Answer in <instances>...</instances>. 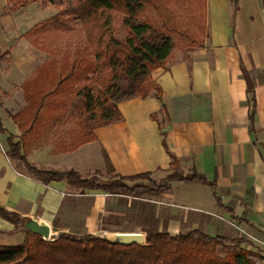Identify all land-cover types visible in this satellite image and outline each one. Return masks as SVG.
I'll return each mask as SVG.
<instances>
[{"label": "crops", "instance_id": "obj_1", "mask_svg": "<svg viewBox=\"0 0 264 264\" xmlns=\"http://www.w3.org/2000/svg\"><path fill=\"white\" fill-rule=\"evenodd\" d=\"M243 72L253 85L252 119ZM151 77L161 88L160 98L122 99L117 103L122 118L97 127L96 140L70 152L35 145L27 160L47 170L72 168L83 175L148 171L159 180L171 172L175 156L182 173L194 168L208 183L170 181L167 192L148 199L154 227L165 226L170 233L193 228L209 234L243 233L263 253L258 242L264 231L262 0H206L203 46L172 50ZM12 122V133L18 134ZM0 137V207L24 219L36 217L49 225L50 233L52 226L109 238L142 231L138 225L104 229L100 224L101 215H123L127 203L117 197L129 196L81 190L64 179L42 182L6 154L5 134ZM10 234L24 237L23 230L0 216V235Z\"/></svg>", "mask_w": 264, "mask_h": 264}, {"label": "trees", "instance_id": "obj_2", "mask_svg": "<svg viewBox=\"0 0 264 264\" xmlns=\"http://www.w3.org/2000/svg\"><path fill=\"white\" fill-rule=\"evenodd\" d=\"M34 1L5 0V9L14 12ZM41 1L52 3L57 11L33 23L20 36L48 57L20 84L23 104L8 113L19 133L9 132L0 120L6 154L42 182L64 179L81 190L113 195H162L173 180L208 183L194 168L182 173L175 156L171 172L159 180L151 178L148 171L131 175L107 171L100 180L99 170L91 175L72 168L47 170L26 157L32 146L41 145L46 132L53 134L64 120L69 126L63 134H55L53 152H70L96 140L97 127L122 118L117 106L120 100L149 95L160 98L161 88L151 72L165 66L172 50L203 46L206 0ZM242 74L252 119L253 85L246 73ZM138 179L143 181L133 182ZM0 216L14 228L24 220L3 207ZM119 219L114 214L99 216L104 229L119 224ZM141 229L148 239L145 244L126 237L109 239L101 233L56 231L54 226L48 239L23 230L20 243L0 244V264H264V252L243 235L209 234L199 228L177 233L153 226Z\"/></svg>", "mask_w": 264, "mask_h": 264}, {"label": "rangeland", "instance_id": "obj_3", "mask_svg": "<svg viewBox=\"0 0 264 264\" xmlns=\"http://www.w3.org/2000/svg\"><path fill=\"white\" fill-rule=\"evenodd\" d=\"M264 1V0H262ZM65 3V0L62 1ZM58 7L50 2L37 0L27 3L14 12L6 11L3 0H0V117L3 126L13 132L11 119L6 118L8 113L14 112L23 104L20 83L34 73V69L43 59L48 57L47 53L39 51L31 46L20 34L41 18L50 16L56 12ZM42 56L40 57V55ZM13 123V122H12ZM69 126L64 120L62 126L52 134L51 130L40 138L41 145H48L52 148L56 133L65 132V127ZM1 142L4 139L0 137ZM99 179L105 178L107 171H100ZM94 173L86 174L91 175ZM150 177H153L150 174ZM158 180V179H156ZM142 179L134 180L140 182ZM132 182V183H133ZM159 197V196H158ZM121 203H127L124 214H120L119 224L113 226H155L153 216L150 213V203L148 199L154 198L142 194L138 197H117ZM141 207V209H140ZM118 216V215H116ZM166 227L163 226V229ZM21 234L0 235V244H17L22 241Z\"/></svg>", "mask_w": 264, "mask_h": 264}, {"label": "water", "instance_id": "obj_4", "mask_svg": "<svg viewBox=\"0 0 264 264\" xmlns=\"http://www.w3.org/2000/svg\"><path fill=\"white\" fill-rule=\"evenodd\" d=\"M17 230H28L30 232L39 234L42 238L48 239L50 236V227L47 223L43 221H39L33 217H26L24 220L21 221V225L16 228ZM105 236V235H104ZM107 237V236H105ZM118 237H126L129 239H134L136 240L137 243L141 242V235L139 233H125V234H117L113 238L109 239H114Z\"/></svg>", "mask_w": 264, "mask_h": 264}, {"label": "built area", "instance_id": "obj_5", "mask_svg": "<svg viewBox=\"0 0 264 264\" xmlns=\"http://www.w3.org/2000/svg\"><path fill=\"white\" fill-rule=\"evenodd\" d=\"M241 232H243V230H240ZM134 233H139L140 235H141V237H142V239H141V242L139 243V244H145V243H147V240L148 239H146V234H145V232H143V231H136V232H134ZM245 233V232H244ZM240 235H243V236H245L246 238H248V239H250L251 240V238L250 237H247L245 234H240ZM258 242H259V244H260V246L264 249V231H263V236H262V238L260 239V240H258Z\"/></svg>", "mask_w": 264, "mask_h": 264}]
</instances>
